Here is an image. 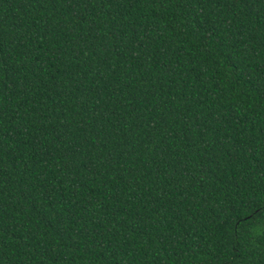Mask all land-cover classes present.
<instances>
[{
	"label": "trees",
	"instance_id": "obj_1",
	"mask_svg": "<svg viewBox=\"0 0 264 264\" xmlns=\"http://www.w3.org/2000/svg\"><path fill=\"white\" fill-rule=\"evenodd\" d=\"M0 264H264V0H0Z\"/></svg>",
	"mask_w": 264,
	"mask_h": 264
}]
</instances>
